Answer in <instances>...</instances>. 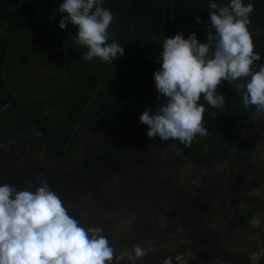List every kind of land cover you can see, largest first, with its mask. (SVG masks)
Segmentation results:
<instances>
[{
    "label": "crops",
    "instance_id": "crops-1",
    "mask_svg": "<svg viewBox=\"0 0 264 264\" xmlns=\"http://www.w3.org/2000/svg\"><path fill=\"white\" fill-rule=\"evenodd\" d=\"M210 2L225 5L230 0H103L102 7L113 14V21L108 29V42L115 41L124 48V55L117 57V60L111 63L102 62L99 58H93L92 61L83 60L82 57L87 49L75 43L76 35H67L70 24L63 31L59 29L58 32L56 24L41 23L40 32L42 34L44 32V36L45 33H49L50 38L38 35V27L33 24L27 28H17L13 34L10 54L7 57L4 79L19 101L20 96L23 97L27 92L33 95L31 92L35 88L33 81L48 66L44 62L45 57L36 56L45 49L49 51L48 49L57 46L56 43L59 40L55 42L52 37L58 32L59 36H63V43L58 45L64 50L62 53L65 55V61L74 60L73 65L78 69L79 78L84 82L79 87L73 85L71 72L66 64V73L69 76L67 79L71 81V85L66 86V96L82 93V90L86 88L91 90L94 87L96 97L97 90L104 84L115 89L142 87L146 90L142 105L136 102L137 95L134 91L130 95L135 96L130 102L127 100L126 102L131 105L133 113L147 110L155 114L166 103V98H159L153 82V74L160 67L158 61L163 41L181 33L187 39L190 34L195 33L200 43L207 42L206 33L215 34L208 20V13L211 11L208 7ZM243 2L245 5L252 3L255 7L249 26L250 31L253 32L254 51L261 56V60L255 62L253 66L255 70L256 64H264V54L261 52V49H264V0H243ZM137 17L140 22L137 21ZM197 17L201 22H197ZM48 21L51 22V20ZM7 28L6 21L0 22V35H6ZM257 29H259L258 34ZM24 31L29 32V38L17 39L18 33ZM14 49L16 51L13 55ZM46 59L49 58L46 57ZM14 81H16L15 90L10 86ZM220 88L223 90L222 85ZM52 95L48 92L42 101L32 100L33 109L31 111L41 113V118L55 111L58 105L54 103L55 99H50ZM67 101L68 97L66 112L71 109ZM2 107L3 109L8 108V104L4 103ZM89 109L90 112L82 122L69 126L74 137V149L65 157L57 158L49 155L40 146L41 133L32 122L31 125H24L22 134L20 132L21 135L11 141L16 144L14 149L11 147L5 149L4 144L9 141H1L0 162L12 161L10 158L16 154L18 158L14 160V165H11L10 170L1 165L4 169L0 171V176L13 175L15 181L9 183L10 180L6 178L2 179L0 184H10L18 190L34 191L39 181L45 180L61 198L69 215L79 220L82 226L103 229L110 244L115 248L116 255H119L125 248L131 249L136 244L147 250V254L137 261V264H162L163 259L174 258L177 255H184L187 260H190L187 264H264V252H262L264 250V166L243 167L245 163L240 162V165L236 167V163H232L230 169L222 175L225 180L221 186L222 189L219 184L216 185L218 188H215V185L212 186L216 191L220 190L221 194L225 189L230 193L227 197L222 195L223 197L219 200H215L216 198L211 195L216 203V209H210L208 214L211 218L200 225L199 220H193L199 196H189L190 199L184 202H181L183 199L180 196L177 202L173 196H168L167 188L163 183L165 181L160 178L161 170L166 168L163 164L159 168L152 166L162 154L164 158L168 155L161 153L160 149H155V147L173 143L174 140L164 142L160 139H149L145 135L148 128L140 123L139 117L136 121L120 125L106 119L95 101L90 102L86 111L88 112ZM251 110L257 111L256 108ZM50 122L53 127L60 124L57 120H50ZM250 122L253 124L252 120ZM106 129L115 133L120 132L121 138H125V143L143 145L140 152L130 156L132 158L131 167L119 171L118 164L107 161L110 162L108 168L100 173L91 171L82 173V169H77L79 163L74 167L76 169L67 167L66 170V158L76 154L82 147L81 145L92 144L93 141L99 144L110 142V137L104 133ZM243 130L237 138L240 143L245 140L246 145L247 142L248 145L251 142L264 144V140L261 141L255 133L247 136ZM0 139L3 137L1 136ZM174 142L178 143V141ZM252 149L256 153L262 149V154L259 156H264V146ZM249 152L250 150L245 152L247 159L250 158ZM99 155L101 154H96V158ZM135 160H141V162ZM226 174L230 175V179L226 177ZM151 176L154 178L148 179ZM186 177H190L189 183L197 185L195 183L198 179L197 173L190 171L189 174L185 173L184 178ZM205 186H208L209 190L212 188L209 184ZM179 187L182 188L178 182L172 186L174 189ZM168 191L172 189L168 188ZM188 191L193 193L195 188L189 185ZM204 192L207 193V189ZM201 197L204 201L208 200L207 197ZM161 202H165V210L161 209L163 207ZM221 208L220 217L218 210ZM185 209L187 213L184 214V218L188 226L184 224V231L177 232L178 227L174 230L170 227L173 219L169 218L168 214L169 212L172 214H178L176 211L181 212L182 217L179 221L182 227ZM214 221H217L216 227ZM218 221L222 223L219 224ZM170 231H175L179 235L165 236ZM198 231L206 233L199 236ZM184 234L185 237H183ZM196 236H198L197 239ZM253 256L258 259L253 261ZM113 264H131V262L127 259L119 262L114 260ZM173 264H176L174 259Z\"/></svg>",
    "mask_w": 264,
    "mask_h": 264
},
{
    "label": "clouds",
    "instance_id": "clouds-1",
    "mask_svg": "<svg viewBox=\"0 0 264 264\" xmlns=\"http://www.w3.org/2000/svg\"><path fill=\"white\" fill-rule=\"evenodd\" d=\"M102 3L63 0L57 10L62 14L58 27L63 30L70 24L77 28L75 43L87 49L83 60L99 58L111 63L124 55V48L108 42L113 14ZM208 7L215 34L207 32V42L200 43L195 33L187 39L181 33L163 41L153 82L166 103L155 114L146 110L139 117L148 128L145 135L149 139L159 137L190 146L197 135H207V109L200 101L203 98L209 107L223 108L225 96L218 94L223 82L235 84L245 109L254 106L264 115V64L255 65L254 70L261 56L254 51L249 27L254 5L230 0L225 5L210 2ZM146 254L136 244L116 255L103 229L82 226L45 180L34 191L0 184V264H113L125 259L137 264ZM173 259L176 264H187L184 255L165 258L162 264H173Z\"/></svg>",
    "mask_w": 264,
    "mask_h": 264
},
{
    "label": "rangeland",
    "instance_id": "rangeland-1",
    "mask_svg": "<svg viewBox=\"0 0 264 264\" xmlns=\"http://www.w3.org/2000/svg\"><path fill=\"white\" fill-rule=\"evenodd\" d=\"M50 23L53 25H54V23L58 24V22H55L53 20H51ZM56 31H57V28H56ZM40 34L43 36L44 32H43V34L42 33H40ZM28 35H29V32H26V31H24L22 33L19 32L18 36L16 38L17 39H27V38H29ZM52 39L55 42L57 40H59V41L62 40V41L61 42L57 41L58 42V43H56L57 46L48 49L49 51H47V49H45V51L41 52L38 56H36V57L42 56V57H45V59H46V57L49 58L48 60L46 59V61L44 59V62H46L48 64L47 69L43 70V73L38 75V78L33 81V83L35 85L34 91H31V92H33V95H31L32 93L30 94L27 92V94L24 95L23 97L20 96V101L23 104L24 110L30 112L31 109H33L32 105H31L32 100L38 99V100L42 101L43 97L48 95V92H50L51 95L54 92V95H52V97L50 99H55L54 103H56L58 105V107L55 111L50 113L47 116V118L49 120L59 121L63 117H66V106H65L64 102H66L67 97L69 100V96H66V86H70L71 81H70V79H67L69 76L66 73L65 55L62 53L64 50H62V47L59 46V45H61V43H63V36L62 37L59 36V38L58 37H52ZM49 40H51V39H49ZM15 51H16V49L13 50V55L15 54ZM255 70H256V68H255ZM15 83H16V81L11 83V85H10L12 88H14V90L16 88ZM13 86H15V87H13ZM18 86H20V84H18ZM221 90H222V88H219L218 92H221ZM4 100H5L4 97L2 95H0V123H1L0 137L1 136L3 137V139H0V142L1 141L2 142L9 141V143L4 144L5 145L4 148L7 149L10 147L11 148L15 147L16 144L12 143L11 141H14V139L16 137L21 135L22 134V127L26 124H30L31 121L28 120L27 118L23 117L25 114L22 115L18 112L12 111L8 108L3 109L2 106L4 105V103H7V101L4 102ZM228 102H230L232 104L235 103V101H228ZM226 112L230 113L231 111L227 110ZM31 113L34 114L35 116H39V117L42 116L41 113H37V111H35V110L31 111ZM249 120L250 121L252 120L253 124H251L252 122H250ZM249 120L245 121L244 127H243L244 130L242 129L243 132H245V134L247 136H251L253 133H255V135L259 136L261 141H263L264 140V115L260 114L258 111L251 110ZM205 127L208 130V134L205 136L197 135V137L195 138V140H197V142H196L197 147L195 145L196 149L201 154H210V153L218 152V151L222 150L226 144V138L224 136V130L217 129L214 127H208V126H205ZM242 130L239 131L237 138L240 137V135H241L240 132ZM20 132H21V134H20ZM256 132H257V134H256ZM120 135H121V133H120ZM122 135L124 136L125 134H122ZM237 138L233 141V144L230 147V149L228 150L226 155H221L219 158H217L213 162L207 163L204 166H197L196 164L191 162L188 158H186L181 153L180 149L178 148V143H175L174 141H173V143L171 142L167 145H161V146L159 145V147H155V149H160L161 153L168 154V155H166L165 158L163 157V154H162L160 159L156 160L152 164V166H156V168H159L160 165L163 164V166L167 169V170L166 169L164 170V168H163L161 170L162 174H161L160 178L164 179L162 181H165L163 183H164V187L167 188L168 196H173L175 199H177V202H178V197H180V196L183 199L181 202H184V200H189L190 199L189 196H193V197L199 196V201L196 203V206H197L196 212L193 214L194 215L193 220L194 221L199 220L200 225L204 221H207L209 218H211V216L209 217L208 211L210 209H213V210L216 209V207H215L216 203L213 201L214 198H216L215 200H219L220 197L221 198L223 196L227 197L228 194L230 193L229 190L225 189L224 193L221 194V191L220 190L216 191L215 188H218V186H216V185L219 184V187L222 189L221 186L223 183H225V180L223 179L222 175L224 172H227L230 169V167L232 166V163H236V167H238L240 165V162H241V164L245 163V166H243V167L250 166L252 168H256V167L258 168V167L264 166V156H259L260 154H262V149L259 150L257 153L254 152V150L252 149V148H255L258 146H264V144L259 145L257 143L254 144L251 142L248 145V142H247V145H246L245 140H243L240 143V140H238ZM128 145H129V147L133 148V151H130L129 154L126 155L128 158L132 154L140 151L139 149H140L141 144H135L134 143L133 145L132 144H128ZM128 145L126 144L125 146H128ZM81 146L82 147L80 148V150L78 152H76V154L69 155L66 158V170L68 169L67 167L74 168L79 163V167H77V169L78 168L82 169L81 170L82 173L89 172V169H91V170L93 169L91 167L92 156L94 154L96 155V153H98V152H100V153L103 152L101 154L103 155V158L105 159V156H104L105 151H109V149H110V144H107V143L96 145V146L93 144H90V143L89 144L85 143V145H81ZM153 146H155V145H153ZM156 146H158V145H156ZM261 148H263V147H261ZM89 150H91L90 153H85ZM248 150H250V152H249L250 158L249 159H247V155H245V152H248ZM10 152H11V150H10ZM9 157H11V155H9ZM71 157H75V158H71ZM79 157H82L83 159L79 158ZM17 158H18V155L16 154L15 156L10 158L12 161L9 160L6 163L0 162V171L1 170L3 171V169H4V168H1V165L5 166V169L10 170L11 165H14V162H15L14 160H16ZM106 161H110V158H107ZM74 169H76V168H74ZM169 169H170V171H169ZM190 171L193 173L194 172L197 173L198 179H197V181H195V183H197V185H193L191 182L190 183L188 182L190 177L184 178L185 173L189 174ZM226 177H228L230 179L229 174H226ZM6 178H8L10 180L9 183H13L15 181V177L13 175L9 176V177H8V175H7V177L0 176V181L2 179L5 180ZM152 178H154V177H152V176L148 177V179H152ZM182 181H183V183H182ZM175 182H178V184L181 185L182 188H180V187L175 188V189L172 188V186L175 185ZM198 183H202V184L199 185ZM207 184L211 185V187L213 185H215V188L212 187L209 190L208 186H205ZM189 185H192L195 188V191L193 193L188 191ZM168 188H171L172 191H168ZM206 189H207V193L204 192ZM184 190H186V191H184ZM211 195L214 198H212ZM201 196L207 197L208 200L204 201L203 197H201ZM169 204L173 205V203H170V202H169ZM161 205L163 206L161 209L165 210V202L164 203L161 202ZM221 211H222V208L218 210V214L220 217L222 215ZM176 212L178 214H172L170 212L168 214V217L173 219V223L171 224L170 227L173 230H174V228L178 227L177 232H180V230L184 231L183 225L186 224L184 214L187 213V210L185 209L183 211L184 223L182 221V227H181L180 221H179V219H181V217H182V213L179 211H176ZM210 213H212V211ZM175 218H176V221H175ZM161 221H162V219H161ZM221 221H218L219 224L222 223ZM213 223L215 224V227H216L217 221H214ZM191 226H193V225H191ZM192 228H195V226H193ZM205 229H207V228H205ZM177 232L170 231L165 236H167V235L171 236L173 234L179 235ZM198 232H200V233H198L199 236L206 233L205 231H204V233H201V231H198ZM219 233H221V231ZM183 237H185V234L183 235ZM195 238L197 239L198 236H196ZM263 240H264V238H263ZM187 262H190V260H187Z\"/></svg>",
    "mask_w": 264,
    "mask_h": 264
},
{
    "label": "trees",
    "instance_id": "trees-1",
    "mask_svg": "<svg viewBox=\"0 0 264 264\" xmlns=\"http://www.w3.org/2000/svg\"><path fill=\"white\" fill-rule=\"evenodd\" d=\"M62 2L63 0H0V22L6 21L8 23L6 35H0V95L5 97L10 110L22 115L25 114L23 117L36 124L41 133L40 145L49 155L57 158L65 157L73 151L74 137L69 126L82 122L90 112V109L88 112L86 111L90 102L95 101V104L98 105L100 112L106 119L122 125L136 121L143 113L141 111L132 112L131 105L126 102V100L130 102L133 96H135L130 94L134 91L137 95L136 102L142 105L144 94L146 93V90L142 87H137L136 89L120 87L115 89L104 84L97 90L95 97L94 92L96 89L94 87L91 90L86 88V90L81 91L82 93L69 96L67 103L71 109L66 112V117L57 121L60 124L54 127L47 117L41 118L32 114L31 111L28 112L24 110L23 104L12 93L4 79L5 65L11 51L13 34L17 28H27L31 26V24L37 26L40 32L42 29L39 27L41 26L40 24L50 23L48 20L58 22V24H54L57 25L56 28L59 32L60 28L58 25L62 14L57 10ZM137 18V21L140 22L139 17ZM76 29V27L71 25L67 35L77 36ZM39 32H37L38 35L42 33ZM58 32L53 36L59 37ZM48 34L45 33V36L43 34V38H50V34ZM261 52L264 54V49H261ZM73 63L74 60L72 59L66 62L71 72L72 84L79 87V85H83L84 82L79 78L78 69L74 67ZM75 66H77V63H75ZM221 85L223 86V90L218 94H223L225 96L226 102L223 108L209 107L203 98H201L200 103L204 104L207 109L204 114V126L224 130V136L226 138L225 147L218 152L201 154L196 149L197 140L194 139L190 146H185L178 141V148L181 153L197 166H204L207 163L213 162L221 155H226L233 141L237 138L239 131L243 129L245 121L249 120L251 109L255 108L254 106H250L248 109L244 108L242 93L236 89L234 83L229 84L228 82H223ZM228 101H235L236 104H232ZM64 104L66 106V102H64ZM227 110L231 112L228 113L226 112ZM57 126L60 127L58 128ZM154 139L159 140V137Z\"/></svg>",
    "mask_w": 264,
    "mask_h": 264
},
{
    "label": "flooded vegetation",
    "instance_id": "flooded-vegetation-1",
    "mask_svg": "<svg viewBox=\"0 0 264 264\" xmlns=\"http://www.w3.org/2000/svg\"><path fill=\"white\" fill-rule=\"evenodd\" d=\"M104 133L106 134V136L110 137V142H106L107 144H110V149L109 151H105V159L103 158V155L101 153L103 152H98L99 155L98 158H96V155L94 154L92 156V164L91 167L93 168L92 170L89 169V172H95V173H100L103 172L104 170H106V168H108L110 162H112L113 164H118V169L119 171H123L124 169H128V167H131V163H132V158L131 157H127L126 155L129 154L130 151H133V148L129 147L128 144H132L133 143H125V138H121V135L115 137V135L119 134L120 132L116 133L114 131H111L110 129H106L104 130ZM114 136V138H113ZM115 140H117V142H115ZM119 142V143H118ZM93 145H100L98 142L97 143H92ZM104 144V143H102ZM128 146H125V145ZM143 145L140 146V149L142 148ZM139 149V150H140ZM91 150L87 151V153H90ZM140 152V151H139ZM96 153V154H98ZM138 153V152H136ZM134 153V154H136ZM110 158V162H107L106 159ZM136 162H141V160H135Z\"/></svg>",
    "mask_w": 264,
    "mask_h": 264
}]
</instances>
